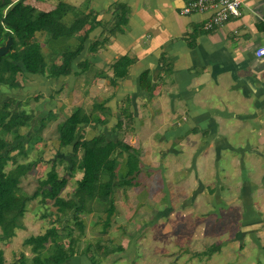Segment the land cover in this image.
Here are the masks:
<instances>
[{"label": "crops", "instance_id": "obj_1", "mask_svg": "<svg viewBox=\"0 0 264 264\" xmlns=\"http://www.w3.org/2000/svg\"><path fill=\"white\" fill-rule=\"evenodd\" d=\"M242 1L239 17L206 30L203 23L208 14H182L185 0H25L42 12L64 2L67 9L61 22L67 27L83 26L71 35L52 37L38 31L28 37L27 42L40 45L45 70L22 72L17 76L18 88L0 85V103L12 99L15 108L21 106L34 115L30 125L19 130L21 135L36 139L39 121H45L40 140L31 148L22 138L24 152L14 149L10 155L16 158L9 160L7 169L35 161L25 176L37 178L46 175L59 159V173L74 178V190L81 173L77 170L71 175L65 169L71 161L78 162L92 139L104 135L111 142L104 154L125 175L119 180L123 185L113 193L115 210L109 224L105 226L103 209L90 207L80 213L81 235L70 225L75 229L72 237L79 240L88 228L97 232L90 236L105 241L96 247L102 253L111 249L112 241L125 251L122 240L131 237V229L139 236L147 226L162 222L163 231L168 232L170 220L181 229L193 227L189 237L209 248L215 238L209 236L212 221L217 222L216 233L222 231L224 221L230 227L239 223L232 231V248L264 251V57L255 56V49L264 44V0ZM121 8L128 11L127 23L111 34L109 29ZM103 38L107 39L104 45L91 48ZM81 44L71 74L48 75L51 66L62 62L63 52L75 51ZM122 56L132 62L126 76L113 83L112 66ZM144 71L149 72L151 90L141 86ZM75 108L82 109L87 119L77 130L76 138L84 146L76 155L72 144L59 146L57 129ZM118 139L131 149L116 146ZM131 166L137 170L126 186ZM140 210L153 214L152 220L147 222V215L136 217ZM41 216L46 219L40 225L44 228L29 235L51 226L58 234L64 232L65 222L53 211ZM177 227L173 229L181 230ZM50 244L34 252L32 245L22 243L21 255L31 263L35 255L45 257ZM91 245L88 241L84 250ZM19 258L13 257L9 264ZM62 264L91 262L80 254Z\"/></svg>", "mask_w": 264, "mask_h": 264}, {"label": "trees", "instance_id": "obj_2", "mask_svg": "<svg viewBox=\"0 0 264 264\" xmlns=\"http://www.w3.org/2000/svg\"><path fill=\"white\" fill-rule=\"evenodd\" d=\"M66 9L64 2H59L58 6L51 11L42 12L25 3V0H17L16 2L0 0V45L4 44L8 36H11L13 40L10 51L0 57V85L18 88L20 86L17 78L19 74H22V72L37 73L45 70V60L40 45L37 42L29 43L26 40L38 31H47L52 37L73 34L83 24H74L71 27L64 25L61 19ZM127 13V9L121 8L118 14L115 15L114 24L109 29L111 34L121 30L126 25ZM93 26L94 24L90 28ZM106 42L107 39L103 38L101 43H93L91 48L95 49V46L104 45ZM82 48L83 44L75 51L63 52L62 62L58 66H51L48 75L58 77L71 74L72 61L77 54H80ZM131 62L132 60L127 56H122L114 62L111 77L113 83L126 76L127 67ZM150 82L149 72H142L140 76L142 88L149 86L151 90L152 85ZM33 116L22 109L21 106L15 108V102L12 99L0 103V241L10 239L15 235V229L22 227L19 219L24 216L27 203L29 204L35 199L45 201L44 199L48 197L54 201L53 203L58 210H56L58 212L57 218L66 224L63 227L64 232L58 234L55 227L51 226L40 234L29 235L23 243L32 245L31 248L34 252L45 248V243L51 241L47 249L48 254L45 257L35 255L31 263H26V258L22 254L17 263L12 264H62L71 256L83 255L75 246L77 238L72 237L75 229L78 230L79 235L83 232L84 225L80 213L87 211V209L90 211V207L98 202V205L107 214L105 221V226H107L115 210L113 193L117 186L123 185V182L116 179L115 160L110 161L104 154L111 145V142L107 141L104 135H98L92 139L90 147H85L81 143V139L76 138L79 126L85 123L87 119L82 109L75 108L57 128L60 147L72 144L73 153L76 155V150L82 145L84 146L78 162L76 160L75 162L71 161L69 169H65L71 175L77 170L81 173V178L76 181V187L70 197L61 195L68 178L58 174L59 159L53 161L43 180H38L39 184L32 194L22 192L21 177L34 168L35 161L27 164L16 163L11 169H7V165L9 160L16 158L10 155L14 149L20 148L23 154L24 142L22 138L26 140L28 147L31 148L35 142L40 140V131L45 126L44 120L39 121L38 132L35 134L36 139L19 133L22 127L30 125ZM117 124H119V121ZM7 134L10 135V139L6 138ZM13 140L16 141V145H12ZM119 145L127 151L131 149L129 145L118 139L116 146ZM136 170V167H130L126 186L131 183V177H133ZM45 184L50 186L51 189L42 190V186ZM40 194L45 197L39 198ZM70 225H74L75 229L72 230ZM90 248L91 246H87L85 251L90 250ZM115 249L120 251L122 247L117 246ZM209 249L214 250L213 248ZM111 251L115 252L114 249H107L104 252L108 254ZM205 254L210 255L211 253H196L197 256ZM89 259L91 264H96L97 258L94 251ZM4 263L3 251L0 248V264Z\"/></svg>", "mask_w": 264, "mask_h": 264}, {"label": "rangeland", "instance_id": "obj_3", "mask_svg": "<svg viewBox=\"0 0 264 264\" xmlns=\"http://www.w3.org/2000/svg\"><path fill=\"white\" fill-rule=\"evenodd\" d=\"M49 46H52V43ZM230 170L233 171L232 169ZM57 171L58 174H60L59 166L57 167ZM63 173L64 171H62L60 175H63ZM45 176L46 175H42L36 178L35 175L34 176L27 175L24 178L22 177L21 179L22 192L26 194H32L39 184L38 180L42 177V179H40L42 181ZM124 176L125 175L121 173L120 169L118 170L117 168L116 179L123 180ZM66 177L68 178L69 176L66 175ZM33 179L35 180L33 181ZM73 181L74 178L72 179L68 178L67 184L65 185L64 189L61 191V195L63 197H68L69 195H71L74 187ZM48 187L50 186L45 184L42 186V190H45ZM229 193L233 194V191L230 190ZM43 197L45 196L40 194L39 198L42 199ZM44 200L45 201L36 200L37 201V202L35 201L37 203L36 205L34 204L33 201L29 204L27 203L26 212L24 216L19 219V223L20 225H22V227L20 229L16 228L15 235L10 239L5 241H0V248L3 251V256L5 259L4 264H9L10 260L13 257H20L23 251V247H22L23 239L26 236H28L29 233H31V231L37 233L39 229L44 228L43 226L40 225H43L44 224L43 222H45L44 220L46 219H44V217L42 216L40 217V214H43V216L44 214L48 215V211L50 210L53 211V214H56V218H57V211H54L56 209V206L53 203L54 201L48 197ZM95 203L97 204L92 205L94 210L101 208V206L98 205V202ZM237 205L238 207H236V209L238 210L241 209V205L239 204V201ZM230 209L233 208L230 207ZM142 212L143 211L141 210L138 211L136 213L137 214L136 217L143 218L145 215H147L145 212L143 213ZM147 216H149L147 222H150L154 215L151 214ZM208 218H210V216ZM54 219L55 218L51 220ZM31 221L33 223H31ZM36 221H38V223L36 225H32ZM168 222L170 223L169 225L172 228L171 231L168 232L163 231L165 224H163L162 222L157 223L154 227L147 226L143 230V232L140 231L139 236H137V231L131 229L132 231L129 233L132 234L131 237L122 240L123 242L122 246L124 245L125 251L123 249H122L123 251H117L115 248H117L118 243L112 241V245H110V248L114 249L115 252L113 254H109L108 256L102 253L101 249L99 248L96 249V247H98L99 244L105 242L102 236H99V238H102L103 242L101 239H95V237H92L93 235H96L97 232L90 231L88 228L84 232V236H80L79 240L78 239L76 240L75 246L80 253H83L82 256L85 257L88 256L89 258H91L93 251L96 249V251H94L97 258L96 264H251V263L255 264L256 261L264 262V251H262L261 249L254 248L247 250L248 247L245 245L247 248L245 247L243 250L239 251L230 246V244L233 243L232 241H230L232 236V231L233 229L238 228L239 223H235V226L230 227L229 223L223 221L220 224L222 227L221 228L222 231L216 233V228L214 227V225H216L217 222L212 221L211 223L212 225L210 226V234H209L210 237L212 236L215 237V238H211L209 243L210 246L213 245L212 247H209L214 249L212 250L209 249L208 247H205L206 244L203 245V242L200 241V239L193 240L194 236L189 237L188 232L193 227H190V229H186L187 227H182L183 229H181V225L178 227L177 225L175 226V224L173 223L174 221L168 220ZM25 227L27 228L25 229ZM175 227L181 230L173 229ZM126 228H128V226L123 227L122 229H126ZM0 234H1V229H0ZM88 241H91L92 245L90 250L85 251L84 245H86ZM132 243H134L135 247L132 246ZM202 248H205L203 252L211 253V255L205 254L206 255L205 257H203V255L197 256L196 253H202L200 251ZM81 250H84V252H82ZM207 257L212 259V261L208 262L209 259H207Z\"/></svg>", "mask_w": 264, "mask_h": 264}, {"label": "built area", "instance_id": "obj_4", "mask_svg": "<svg viewBox=\"0 0 264 264\" xmlns=\"http://www.w3.org/2000/svg\"><path fill=\"white\" fill-rule=\"evenodd\" d=\"M242 3V0H185L181 13H207L208 16L203 23V27L206 30H210L215 25H220L229 19L239 17ZM255 56L258 58L264 57V44L255 49Z\"/></svg>", "mask_w": 264, "mask_h": 264}, {"label": "water", "instance_id": "obj_5", "mask_svg": "<svg viewBox=\"0 0 264 264\" xmlns=\"http://www.w3.org/2000/svg\"><path fill=\"white\" fill-rule=\"evenodd\" d=\"M12 42H13L12 37L8 36L4 44L0 45V57L7 54L10 51V46ZM48 189L50 190L51 188L48 187Z\"/></svg>", "mask_w": 264, "mask_h": 264}]
</instances>
